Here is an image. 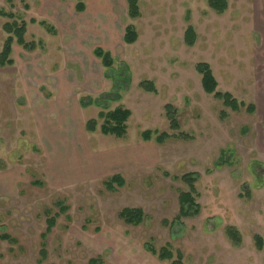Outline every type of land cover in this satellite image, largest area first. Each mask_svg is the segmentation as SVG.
Listing matches in <instances>:
<instances>
[{
  "label": "rangeland",
  "instance_id": "1",
  "mask_svg": "<svg viewBox=\"0 0 264 264\" xmlns=\"http://www.w3.org/2000/svg\"><path fill=\"white\" fill-rule=\"evenodd\" d=\"M83 2L78 13L76 0H0V54L13 21L3 13L25 23L26 42L37 45L15 42L13 64L0 66V264L172 263L150 246L181 253L184 264H264L254 242L264 243V0H227L223 16L206 0H139L133 20L126 0ZM129 25L138 34L132 45L124 43ZM97 48L110 52L113 72ZM201 63L217 91L245 107L233 111L207 94ZM123 67L128 84L115 89ZM111 93L120 100L106 112L131 113L123 139L102 133L101 108L80 106ZM89 120L98 123L93 133ZM160 133L171 138L158 144ZM114 176L123 185L109 189ZM184 193L200 211L180 219ZM125 209H141L143 223L126 224Z\"/></svg>",
  "mask_w": 264,
  "mask_h": 264
},
{
  "label": "trees",
  "instance_id": "2",
  "mask_svg": "<svg viewBox=\"0 0 264 264\" xmlns=\"http://www.w3.org/2000/svg\"><path fill=\"white\" fill-rule=\"evenodd\" d=\"M66 1V0H61ZM127 1V7H128V16L130 19H137L140 17V9H139V0H126ZM76 6L75 10L78 13H84L86 11V4L83 2V0H76ZM208 6L209 8L214 11L217 15H223L227 9H228V3L227 0H208ZM2 16H6L10 19H12V22H8L4 25V31L9 35L7 38L3 51L0 54V66H6V65H12L13 60L11 59L12 55V46L15 42L21 47L24 48V50L27 51H34L35 47L37 45H31L25 40V34H26V24L21 23L18 24V22L15 20L14 15L9 14H1ZM31 22H35L34 20ZM42 24H45L42 22ZM138 34L135 28L132 25L127 26L124 34V43L127 45H132L137 42ZM196 34L192 27H189L185 34V42L188 46H193L196 42ZM94 55L101 60L102 66L109 71L113 72V66H114V59L112 58V55L110 52H106L101 48H97L94 51ZM197 71L203 76L202 79V85L204 88V91L207 94H214V96L222 100L224 104L232 109L233 111L239 110L241 107H245V104L238 103V101L232 97L230 94H223L221 92L217 91V81L215 80L213 73L211 71V68L206 63H201L197 66ZM127 67L121 68V74L119 76H116L115 81V89L124 88L126 84H128L127 79ZM140 87L149 93H156L155 87L153 83L144 81L140 84ZM120 95L118 93H111L109 95H106L105 100L104 99H88L84 98L80 101V106L82 108H87L91 105H95L102 109V112L99 114V119L103 120V124L101 126V131L106 136H116L118 138L123 139L127 134V122L131 116V113L129 110L124 109L122 107H119L115 109L114 111L106 112L107 109V103L113 102V101H119ZM166 109V115L168 120L170 121V128L173 131H179L180 125L176 119V112L174 108L171 105H167L165 107ZM105 110V111H104ZM248 112L255 113V107L253 105L247 107ZM97 121L96 120H89L86 124V130L87 132L93 133L96 131L97 128ZM153 133L150 131H147L143 133V139L146 142H149L152 140ZM176 137L181 138H188L187 136L183 134H176L174 135ZM171 138L170 135L167 133H160L157 135L156 141L158 144L163 143L165 140ZM185 180H191L195 181L194 177H184ZM189 178V179H187ZM122 186L123 180L120 176H114L111 179L107 180L105 185L112 189L114 185ZM200 211L199 206L196 204L195 199L193 198V195L191 193L189 194H181L180 196V214L179 218L182 217H188L193 216L195 214H198ZM121 218L126 224L129 225H135L138 226L143 223L144 221V212L141 209H125L120 214ZM48 233L50 230L54 227L55 222L53 219H50L48 221ZM228 236L230 239L233 240V242L238 243L240 242L239 234L234 229V227L228 228ZM2 238H7V236H4ZM255 246L257 250L264 251V243L261 239V237L256 236L254 238ZM150 252L153 255H156L161 261L170 260L172 261L171 264H184L183 263V256L181 253H178L177 255L174 254V252L168 248L164 247L160 249L159 251L154 248L153 246L148 247ZM41 254L43 257L47 256L46 251L43 249L41 251ZM174 259V260H173ZM96 262V261H94Z\"/></svg>",
  "mask_w": 264,
  "mask_h": 264
},
{
  "label": "crops",
  "instance_id": "3",
  "mask_svg": "<svg viewBox=\"0 0 264 264\" xmlns=\"http://www.w3.org/2000/svg\"><path fill=\"white\" fill-rule=\"evenodd\" d=\"M206 2L208 3V0H206ZM86 10H87V5H86ZM213 12H214V11H213ZM227 12H228V10H227L224 14H227ZM224 14H223V15H224ZM223 15H222V16H223Z\"/></svg>",
  "mask_w": 264,
  "mask_h": 264
}]
</instances>
